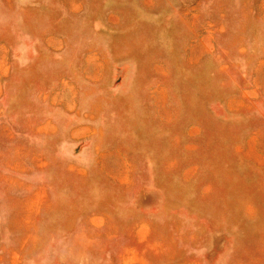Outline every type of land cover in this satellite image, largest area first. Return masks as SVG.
Instances as JSON below:
<instances>
[{
    "label": "rangeland",
    "instance_id": "rangeland-1",
    "mask_svg": "<svg viewBox=\"0 0 264 264\" xmlns=\"http://www.w3.org/2000/svg\"><path fill=\"white\" fill-rule=\"evenodd\" d=\"M0 264H264V0H0Z\"/></svg>",
    "mask_w": 264,
    "mask_h": 264
}]
</instances>
